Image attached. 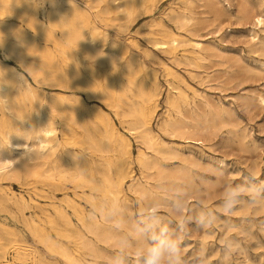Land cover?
Returning <instances> with one entry per match:
<instances>
[{"label":"rangeland","instance_id":"1","mask_svg":"<svg viewBox=\"0 0 264 264\" xmlns=\"http://www.w3.org/2000/svg\"><path fill=\"white\" fill-rule=\"evenodd\" d=\"M20 1L34 6L44 27L61 36L50 19L58 18V9L65 7L66 0ZM106 2L92 10L88 33L95 21L98 39L106 37L109 44L114 43L103 49L118 55L122 71L116 81L123 86L117 84L111 89L105 83L107 67L73 45L68 44L60 55L54 44L22 21L24 17L32 20V13L17 9L13 15L0 16L4 23L0 24V40L13 41L19 31L24 33L22 65L0 45V59L15 80L26 77L35 84L24 66L46 71L50 80L58 78L61 70L78 68L90 85L100 89L99 96L105 97L88 99V106L113 121L110 123L115 134L130 140V178L124 185L123 209L116 215L118 223L113 225L119 240L97 243V263L142 264L138 253L149 240L141 229L155 213L154 231H163L179 243L180 264H264V104L258 99L264 96V27L255 26L249 18L237 19L242 5L264 14V0H229L235 15L231 21L218 19L203 2L195 3L191 11V24L196 27L193 33L178 29L170 19L171 11H182L183 0H165L151 14L134 21L119 13L102 14ZM8 24L18 26L14 36H8ZM169 31L202 42L207 50L202 54L204 59L194 58L188 46L178 47L172 54L157 49L154 42L167 40L164 33ZM143 88L157 96L151 127L162 142L156 151L146 150L157 165L144 175L137 160L138 150H145L144 145L138 135L130 134L136 118L123 104L128 99L141 103ZM43 89L48 95L62 92L52 87ZM114 100L121 101L120 108L111 107ZM144 186L153 198L135 192ZM0 187L12 197L26 198L21 205L14 201L0 204V257H5L0 261H13L20 253L21 260L16 264H31L39 258L44 264H55L54 254L30 229L44 219L41 207L52 211L49 201L33 185L25 187L23 182L5 181ZM229 188L241 189L236 207L230 212L224 208V194ZM93 196L98 197L95 192ZM80 203L88 215H98L91 204ZM207 214L214 219L202 227L199 218ZM230 242L238 249L226 247ZM76 254L87 256V251Z\"/></svg>","mask_w":264,"mask_h":264},{"label":"bare ground","instance_id":"2","mask_svg":"<svg viewBox=\"0 0 264 264\" xmlns=\"http://www.w3.org/2000/svg\"><path fill=\"white\" fill-rule=\"evenodd\" d=\"M163 1L72 0L70 3L66 0L65 7L58 9V18L50 19L52 26L60 30V37L54 30L48 31L44 27L37 17L36 8L28 1L26 5L20 0H0V16L13 15L17 9L32 13V20L24 17L22 21L34 28L37 35L54 44L60 55L65 53L69 45H73L107 67L105 83L111 89L119 84L116 76L122 68L117 54L104 51L103 47H113L114 43L109 44L106 37L102 41L98 39L100 33L95 21L92 32L88 33L92 10L106 2L102 14L119 13L134 21L141 15L151 14ZM201 2L218 19L231 21L235 17L229 0H183L181 12L171 11V21L178 29L193 33L196 27L191 24L194 20L191 11L195 3ZM243 18L251 19L255 26L264 27V14L246 5H242L237 16V19ZM6 28L8 36L18 30L16 24H8ZM164 34L167 40L154 42L157 49L172 54L178 47L188 46L194 58L204 59L202 54L207 50L202 42L185 39L170 31ZM23 39L21 30L13 41L5 39L2 43L20 65L23 63ZM24 67L33 76L35 84L26 77L15 80L14 74L0 59V69L6 72V81L0 91V183L18 181L23 182L25 187L33 185L41 192V197L49 201L48 206L52 211L41 207L45 217L30 229L40 244L54 254L55 264H98L97 243L108 244L119 240L113 225L118 223L116 215L123 209L124 185L130 178V140L123 134H115L111 124L113 121L110 123L98 109L88 106V99L105 97L99 96L100 89L90 85L88 78L78 68L67 72L61 70L58 78L50 80L45 76L46 71ZM165 67L172 71L171 67ZM3 70H0V76L4 75ZM89 73L94 74V71L90 70ZM23 82L25 87H21ZM183 82L188 86L185 80ZM47 87L63 93L48 95L43 89ZM156 97L143 88L141 103L131 99L123 103L136 118L130 134L138 135L144 145L145 150L139 149L137 157L143 175L157 165L146 150L156 151V147L162 144L151 127L157 108ZM258 99L264 104V96L259 95ZM120 103L114 100L111 107L120 108ZM177 125L175 123L174 127L179 129ZM197 142L203 144V141ZM30 148L33 152L28 151ZM94 192L98 197L93 196ZM135 192L153 198L152 192L145 186L138 187ZM58 194L64 197L58 199ZM25 200L22 196H10L4 187H0V204L7 205L14 201V204L21 205ZM82 201L91 204L98 215H88L80 203ZM80 250L87 251L89 259L87 256H78L76 252ZM39 259L33 260L31 264H44ZM16 260H21L20 253L13 261L2 260L0 264H16Z\"/></svg>","mask_w":264,"mask_h":264},{"label":"clouds","instance_id":"3","mask_svg":"<svg viewBox=\"0 0 264 264\" xmlns=\"http://www.w3.org/2000/svg\"><path fill=\"white\" fill-rule=\"evenodd\" d=\"M71 3L72 0H69ZM3 41L0 40V45ZM3 70V69H0ZM4 75L0 76V91L3 89V85L6 81V72L3 70ZM25 82L22 83L21 87H25ZM29 152H33L28 149ZM241 195V189L238 188H229L224 194V208L226 211H233L236 207L237 201ZM214 217L211 214L202 215L199 218V224L202 227L209 226ZM156 228V214H151L146 221L144 222V227L141 229V232L149 240V244L142 248L138 253L142 264H180V246L179 243L168 238L163 231L157 234L154 229ZM228 248L236 247L238 245L230 242L226 245ZM122 264V261L120 262Z\"/></svg>","mask_w":264,"mask_h":264}]
</instances>
